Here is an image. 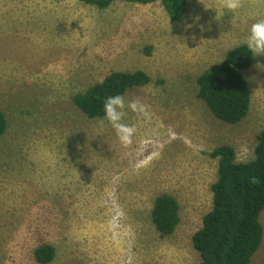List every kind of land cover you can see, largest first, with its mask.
<instances>
[{
    "label": "rangeland",
    "instance_id": "rangeland-1",
    "mask_svg": "<svg viewBox=\"0 0 264 264\" xmlns=\"http://www.w3.org/2000/svg\"><path fill=\"white\" fill-rule=\"evenodd\" d=\"M14 1L24 12L0 11V264H42L34 250L44 243L55 250L45 264L199 261L191 237L211 207L217 158L209 153L229 144L238 161L253 157L264 127V56L241 70L250 105L236 123L212 114L196 79L264 19V0H240L232 12L221 9L225 0H189L178 20L160 0L105 8ZM135 70L151 80L122 96L139 100L149 116L126 110L123 122L135 132L122 146L73 96L111 71ZM163 193L179 204L166 236L151 219ZM259 222L262 241L247 264L264 262V209Z\"/></svg>",
    "mask_w": 264,
    "mask_h": 264
},
{
    "label": "trees",
    "instance_id": "trees-1",
    "mask_svg": "<svg viewBox=\"0 0 264 264\" xmlns=\"http://www.w3.org/2000/svg\"><path fill=\"white\" fill-rule=\"evenodd\" d=\"M105 8L117 0H79ZM150 3L155 0H122ZM189 0H160L168 17L178 20ZM243 46L226 52L218 65L198 75L197 97L202 99L212 114L227 123L240 121L248 112L250 91L241 70L253 61ZM264 82V73L262 75ZM143 70L111 71L86 91L76 93L73 102L90 118L103 117L105 97L123 95L127 90L150 82ZM6 128V118L0 109V136ZM209 155L217 158V177L210 185L211 207L203 214L201 226L191 237L199 254L194 264H247L262 241L263 229L259 214L264 209V127L258 133L253 157L238 161L234 148L222 144ZM151 219L161 235H170L179 222V204L168 193L155 197ZM55 254L53 246L44 243L34 250L38 263H49ZM264 264V262H263Z\"/></svg>",
    "mask_w": 264,
    "mask_h": 264
},
{
    "label": "clouds",
    "instance_id": "clouds-1",
    "mask_svg": "<svg viewBox=\"0 0 264 264\" xmlns=\"http://www.w3.org/2000/svg\"><path fill=\"white\" fill-rule=\"evenodd\" d=\"M240 0H225L221 9H227L231 12L240 7ZM217 16L219 19L221 16ZM191 24H185L187 29ZM236 46H243L251 57L264 56V19L257 20L248 27L246 36L237 42ZM259 65V64H257ZM126 110L136 113L142 118H147L149 113L144 104L139 100H130L127 103L120 94L110 95L104 98L102 104L103 120L113 128L114 133L122 146L131 143V138L135 132V128L123 122Z\"/></svg>",
    "mask_w": 264,
    "mask_h": 264
},
{
    "label": "crops",
    "instance_id": "crops-1",
    "mask_svg": "<svg viewBox=\"0 0 264 264\" xmlns=\"http://www.w3.org/2000/svg\"><path fill=\"white\" fill-rule=\"evenodd\" d=\"M0 8L1 10L0 11H3V10H8L9 11H12L13 13V17L16 16L17 13H19L20 11L21 12H24L22 7H16L17 5L14 4V0H0Z\"/></svg>",
    "mask_w": 264,
    "mask_h": 264
},
{
    "label": "bare ground",
    "instance_id": "bare-ground-1",
    "mask_svg": "<svg viewBox=\"0 0 264 264\" xmlns=\"http://www.w3.org/2000/svg\"><path fill=\"white\" fill-rule=\"evenodd\" d=\"M11 190V189H10ZM11 197V196H10Z\"/></svg>",
    "mask_w": 264,
    "mask_h": 264
}]
</instances>
